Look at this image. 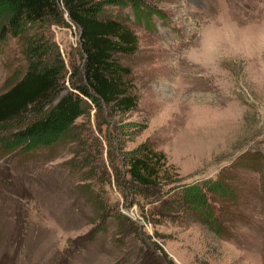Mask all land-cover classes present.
Returning a JSON list of instances; mask_svg holds the SVG:
<instances>
[{
	"label": "rangeland",
	"instance_id": "obj_1",
	"mask_svg": "<svg viewBox=\"0 0 264 264\" xmlns=\"http://www.w3.org/2000/svg\"><path fill=\"white\" fill-rule=\"evenodd\" d=\"M144 1L145 21L129 5L108 8L139 37L120 58L137 108L107 116L89 101L55 145L0 154V264H264V48L242 39L264 29V0ZM7 20L0 10V94L39 35L70 90L84 62L79 26L50 21L14 36ZM213 24H227L235 46L208 65L190 60ZM141 146L163 153V197L128 186V153ZM205 180L229 193L205 190L210 225L178 200Z\"/></svg>",
	"mask_w": 264,
	"mask_h": 264
},
{
	"label": "trees",
	"instance_id": "obj_2",
	"mask_svg": "<svg viewBox=\"0 0 264 264\" xmlns=\"http://www.w3.org/2000/svg\"><path fill=\"white\" fill-rule=\"evenodd\" d=\"M123 4L131 6L136 16L140 11L143 21V14L150 12L144 0H0V10L8 15L7 29L14 36L28 34L50 21L76 23L84 57L78 77L67 90L63 65L47 59L49 42L40 35L30 39L26 45L30 62L25 73L0 94V154L29 153L55 145L67 137L77 118L86 113L89 101L101 112L106 111L107 116L125 115L137 108L138 96L129 78L131 70L120 58L137 51L139 37L108 9ZM114 138L117 140V135ZM128 154V186L153 189L155 198L163 197L164 190L158 181L163 153L141 146ZM216 184L208 180L187 184L178 195L185 207L194 208L201 218L205 216L208 225L215 220L216 213L205 190L229 196L221 190L219 180ZM175 199L163 200L166 203L162 206L168 208V202Z\"/></svg>",
	"mask_w": 264,
	"mask_h": 264
},
{
	"label": "clouds",
	"instance_id": "obj_3",
	"mask_svg": "<svg viewBox=\"0 0 264 264\" xmlns=\"http://www.w3.org/2000/svg\"><path fill=\"white\" fill-rule=\"evenodd\" d=\"M221 23L223 24V21ZM201 37L200 47L190 49L188 58L205 65L214 62L225 42L233 44V46L236 42V34L227 24H224L222 28H217L214 24L210 25L201 33ZM242 39H254L259 47L264 48V29L258 31L254 37L245 36Z\"/></svg>",
	"mask_w": 264,
	"mask_h": 264
}]
</instances>
